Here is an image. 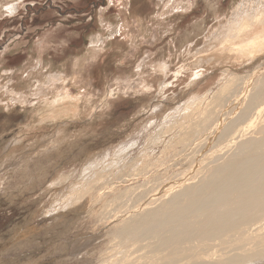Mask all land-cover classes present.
I'll return each instance as SVG.
<instances>
[{
	"label": "rangeland",
	"instance_id": "1",
	"mask_svg": "<svg viewBox=\"0 0 264 264\" xmlns=\"http://www.w3.org/2000/svg\"><path fill=\"white\" fill-rule=\"evenodd\" d=\"M263 20L264 0H0V264L94 263L116 214L97 219L95 192L63 208L80 171L122 144L123 163L140 157L166 115L228 72L259 74L264 52L242 64L211 49L247 22L264 40Z\"/></svg>",
	"mask_w": 264,
	"mask_h": 264
},
{
	"label": "bare ground",
	"instance_id": "2",
	"mask_svg": "<svg viewBox=\"0 0 264 264\" xmlns=\"http://www.w3.org/2000/svg\"><path fill=\"white\" fill-rule=\"evenodd\" d=\"M250 25L240 24L232 42L213 47L212 60L226 53L246 63L262 54V32L252 37ZM163 65L153 71L166 72ZM256 71L248 77L223 72L211 98L196 96L177 107L178 119L176 110L161 119L140 157L123 163L134 143L122 144L113 159L82 167L63 208L95 192L100 208L116 214L92 264H264V69ZM143 88L151 90L146 80ZM166 135L162 151L151 157L150 149ZM112 173L118 182L111 178L104 186ZM125 176L136 184L116 186ZM96 212L105 219L106 210Z\"/></svg>",
	"mask_w": 264,
	"mask_h": 264
}]
</instances>
